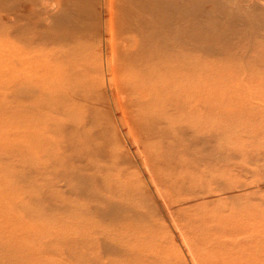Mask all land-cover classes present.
<instances>
[{"label":"rangeland","instance_id":"374dc122","mask_svg":"<svg viewBox=\"0 0 264 264\" xmlns=\"http://www.w3.org/2000/svg\"><path fill=\"white\" fill-rule=\"evenodd\" d=\"M0 264H264V0H0Z\"/></svg>","mask_w":264,"mask_h":264},{"label":"bare ground","instance_id":"6f19581e","mask_svg":"<svg viewBox=\"0 0 264 264\" xmlns=\"http://www.w3.org/2000/svg\"><path fill=\"white\" fill-rule=\"evenodd\" d=\"M35 9H36V8H35ZM43 9H44V8H43ZM45 11H48V10L46 9ZM45 11H44V12H45ZM31 12H32V11H31ZM44 16H45V15H44ZM46 17H47V16H46Z\"/></svg>","mask_w":264,"mask_h":264}]
</instances>
